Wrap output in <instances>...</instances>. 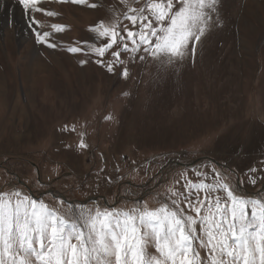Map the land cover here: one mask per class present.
Here are the masks:
<instances>
[{
  "label": "rangeland",
  "instance_id": "obj_1",
  "mask_svg": "<svg viewBox=\"0 0 264 264\" xmlns=\"http://www.w3.org/2000/svg\"><path fill=\"white\" fill-rule=\"evenodd\" d=\"M144 2L39 0L57 13H35L37 31L56 45L48 47L15 0L7 11L0 0V193L19 191L78 215L137 202L155 208L170 189L215 185L217 174L238 195L256 198L264 188V0H217L195 51L178 62L125 52L109 72L82 42H107L89 31L100 21L137 30L123 14ZM13 11L15 24L6 22ZM81 133L86 148L78 147Z\"/></svg>",
  "mask_w": 264,
  "mask_h": 264
},
{
  "label": "snow or ice",
  "instance_id": "obj_2",
  "mask_svg": "<svg viewBox=\"0 0 264 264\" xmlns=\"http://www.w3.org/2000/svg\"><path fill=\"white\" fill-rule=\"evenodd\" d=\"M15 2L22 7V19L37 42L56 47L48 42L50 32L37 31L40 22L35 13L50 17L57 13L40 8L39 0ZM71 2L86 4L87 0ZM216 10L217 0H147L123 14L137 30L100 21L89 31L107 42L99 46L82 43L100 57L96 63L109 72L115 64L125 63L121 59L125 52L130 60L138 57L143 62L151 57L161 65H171L182 60L190 47L195 51V43L213 22ZM6 22L16 23L14 11ZM64 27L51 25L55 32L64 31ZM113 47V61L105 64L103 57ZM68 51L83 49L70 47ZM121 74L127 77L128 68ZM80 135L78 147L86 148L84 133ZM261 192L264 188L256 198L238 195L217 174L215 185L187 181L183 192L170 189L155 208L137 202L127 210L97 206L80 209L78 215L74 207L71 214H62L19 191L0 193V264H264ZM201 250L206 255L202 256Z\"/></svg>",
  "mask_w": 264,
  "mask_h": 264
}]
</instances>
